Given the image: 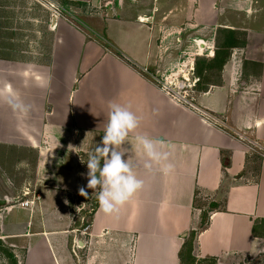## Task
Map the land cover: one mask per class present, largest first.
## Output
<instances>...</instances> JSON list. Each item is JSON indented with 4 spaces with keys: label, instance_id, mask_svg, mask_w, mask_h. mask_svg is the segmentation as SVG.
<instances>
[{
    "label": "crops",
    "instance_id": "crops-1",
    "mask_svg": "<svg viewBox=\"0 0 264 264\" xmlns=\"http://www.w3.org/2000/svg\"><path fill=\"white\" fill-rule=\"evenodd\" d=\"M221 33L245 39L219 78H189L186 50L202 55L198 41L213 57ZM180 75L189 102L163 88ZM111 102L140 118L122 147L144 183L117 214L98 203L85 236L75 196L94 190L80 156L100 144ZM136 134L165 142L170 174L144 167ZM0 146L33 152L49 178L0 214L23 264H264V0H0Z\"/></svg>",
    "mask_w": 264,
    "mask_h": 264
},
{
    "label": "clouds",
    "instance_id": "clouds-1",
    "mask_svg": "<svg viewBox=\"0 0 264 264\" xmlns=\"http://www.w3.org/2000/svg\"><path fill=\"white\" fill-rule=\"evenodd\" d=\"M7 103L13 111L20 113H27L32 107L12 96H9ZM139 126L140 118L129 106L111 102L100 144L85 153L87 159L80 156L81 163H86L88 168L86 174L82 173L87 177V188L94 190L93 194L105 214L119 213L121 207L143 187V180L138 178L129 160L124 159L126 152L122 147L128 143L130 134L136 132ZM135 146L146 157V169L151 170L153 165H158L165 175L173 171L170 152L166 150L163 140L146 134H136ZM79 194L85 197L89 195L84 186L79 188Z\"/></svg>",
    "mask_w": 264,
    "mask_h": 264
},
{
    "label": "rangeland",
    "instance_id": "rangeland-1",
    "mask_svg": "<svg viewBox=\"0 0 264 264\" xmlns=\"http://www.w3.org/2000/svg\"><path fill=\"white\" fill-rule=\"evenodd\" d=\"M58 8L59 11L61 10V17H67L68 19H75L78 14L82 13V10H80L81 8H76L74 11L70 10V7L67 6H59ZM243 39H245V37L240 33H221V36H219L218 40V44L222 45L220 49L221 55L217 60H212L213 57L210 56L211 51L209 49H207L206 51L202 50V55H197L196 57L192 55L194 51L186 50V55L184 56L185 58L182 64L184 65L186 64V62L194 58V65L192 66L194 70H191V67H189L187 64L185 65L184 69L187 71V74L191 73V76H189L190 78H202L201 82H210L216 80V78H219L220 76V59L224 58L227 55L228 48L226 46L242 43ZM194 75H197V77H195ZM178 78L184 77L183 75H180L178 76ZM36 158L37 156L33 155V152H27L24 149H16L13 153H10V149L0 146V214H2L4 210H6L5 207L16 205L20 201H23L25 198H28V196L31 195L25 194V192L23 191L24 188H22V186L24 184L31 183L35 185L36 182L43 181L47 183L49 181V178L45 176L46 173H40L36 170L34 161H32V159ZM9 159L11 161H8ZM75 197L77 198L79 204L83 202L86 203V209L78 212L76 208L77 204H75L74 202L77 216L75 220L79 222L81 221L82 215H86L87 210H90L95 206L97 200H94V194L88 195V197L78 194V196ZM0 244L6 247L7 250L6 252L0 248V264H14L12 260L7 256V253H12L14 254V256H16L15 253L11 250V247L8 245V243H6V241L2 240L1 237ZM19 259L21 262H19ZM23 259L24 252H21L19 258H17L16 256L17 264H23Z\"/></svg>",
    "mask_w": 264,
    "mask_h": 264
},
{
    "label": "built area",
    "instance_id": "built-area-1",
    "mask_svg": "<svg viewBox=\"0 0 264 264\" xmlns=\"http://www.w3.org/2000/svg\"><path fill=\"white\" fill-rule=\"evenodd\" d=\"M55 5V4H54ZM59 9V8H58ZM197 45H198V49L195 51V54H202L203 52H201L202 50L200 49V45L201 42L197 41ZM212 54V52L210 53V55ZM186 78V77H184ZM166 80H168V78H165ZM187 80H189V78H186L185 81L181 80L178 83H175V85L173 86H169L165 81L163 83V88L171 93V95L176 98L179 101L182 102H189L185 91H186V87H188V83L186 82ZM260 149L263 151V155H264V146H261ZM30 202H33L32 200H23L21 203L23 205H28ZM85 206H83L82 204H78L77 205V211L80 212L84 209ZM94 209L91 208L90 210H87V214L86 215H82L81 217V231L80 233H82L83 235L87 236H92V216L94 214ZM73 247H74V252H76L77 249L81 248V245L79 244V238H74L73 240Z\"/></svg>",
    "mask_w": 264,
    "mask_h": 264
},
{
    "label": "trees",
    "instance_id": "trees-1",
    "mask_svg": "<svg viewBox=\"0 0 264 264\" xmlns=\"http://www.w3.org/2000/svg\"><path fill=\"white\" fill-rule=\"evenodd\" d=\"M233 45V44H232ZM232 45H229V46H226L227 48H229V47H231ZM221 46L222 45H219L218 47H219V49L216 51V53H215V55L213 56V58H212V60H217L219 57H220V55H221V52H220V49H221ZM224 46V45H223ZM228 57H229V49H227V55L224 57V58H222V59H220V70H219V72H221V69L223 68V65L225 64V62L227 61V59H228ZM97 206H98V201L95 203V206L93 207V209H94V211L96 210V208H97ZM0 248L1 249H3V251H6L7 252V250H6V247H4L2 244H0ZM9 249V248H8ZM7 256H8V258L9 259H11L12 260V262L14 263V264H17V260H16V256H14V254H12V253H7Z\"/></svg>",
    "mask_w": 264,
    "mask_h": 264
},
{
    "label": "bare ground",
    "instance_id": "bare-ground-1",
    "mask_svg": "<svg viewBox=\"0 0 264 264\" xmlns=\"http://www.w3.org/2000/svg\"><path fill=\"white\" fill-rule=\"evenodd\" d=\"M144 20H146V19H144ZM186 78H187V76H186ZM190 78V77H189Z\"/></svg>",
    "mask_w": 264,
    "mask_h": 264
}]
</instances>
